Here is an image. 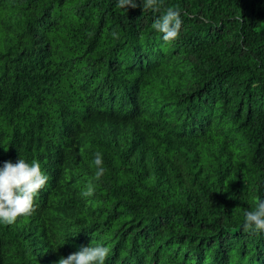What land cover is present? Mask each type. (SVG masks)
<instances>
[{
  "label": "trees",
  "instance_id": "trees-1",
  "mask_svg": "<svg viewBox=\"0 0 264 264\" xmlns=\"http://www.w3.org/2000/svg\"><path fill=\"white\" fill-rule=\"evenodd\" d=\"M158 3L0 0V165L49 177L31 215L0 224V264L88 244L105 264H264V231L242 228L264 200V0ZM169 6L182 25L165 41L152 25ZM84 102L120 123L99 178L97 130L82 154L59 141Z\"/></svg>",
  "mask_w": 264,
  "mask_h": 264
},
{
  "label": "clouds",
  "instance_id": "clouds-1",
  "mask_svg": "<svg viewBox=\"0 0 264 264\" xmlns=\"http://www.w3.org/2000/svg\"><path fill=\"white\" fill-rule=\"evenodd\" d=\"M117 3L127 9L129 6H137V0H117ZM140 6L158 8L159 3L158 0H140ZM181 25L182 18L179 10L169 6L161 12L152 26L162 33L163 40L169 41L179 35ZM108 116L100 107L98 109L94 104L84 102L78 104L76 110L74 108L70 118L62 121L59 129L61 146L64 148L68 146L72 153L74 145L78 144L81 151L76 153L79 154H82L84 149L78 142H85L81 139V135L87 131L97 130L98 141L106 147V152L96 151L93 157L97 166L94 175L97 178L105 172L103 156L113 150L112 139L115 140L121 135L120 123ZM129 131H131L130 128L127 132ZM130 147V153H134L135 158L141 147L139 144H133ZM75 154L71 159L73 163L77 162ZM135 161L139 160L135 158ZM48 180V175L42 170L39 161L35 159L29 161L19 156L15 162L3 161L0 165V224H10L17 217L31 215L35 208L34 199L46 186ZM93 191L94 189L89 186L82 194L87 196ZM242 228L264 231V200L258 201L255 209L245 213ZM108 254L109 248L104 244L82 245L77 251L61 256L55 264H105Z\"/></svg>",
  "mask_w": 264,
  "mask_h": 264
}]
</instances>
